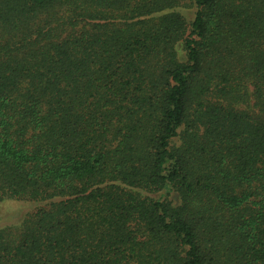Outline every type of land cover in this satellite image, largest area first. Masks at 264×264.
<instances>
[{"label": "trees", "instance_id": "1", "mask_svg": "<svg viewBox=\"0 0 264 264\" xmlns=\"http://www.w3.org/2000/svg\"><path fill=\"white\" fill-rule=\"evenodd\" d=\"M0 264H264V0H0Z\"/></svg>", "mask_w": 264, "mask_h": 264}]
</instances>
